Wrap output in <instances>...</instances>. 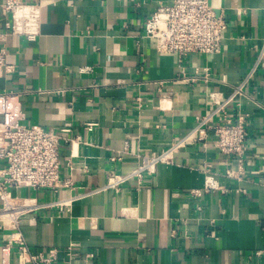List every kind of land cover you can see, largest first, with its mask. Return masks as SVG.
<instances>
[{
	"label": "crops",
	"instance_id": "obj_1",
	"mask_svg": "<svg viewBox=\"0 0 264 264\" xmlns=\"http://www.w3.org/2000/svg\"><path fill=\"white\" fill-rule=\"evenodd\" d=\"M21 1L41 5V31L35 40L7 36L12 67L0 69V91L21 92L25 122L68 139L60 177L70 184L54 194H14L41 202L77 197L64 216L53 207L21 221L31 250L56 248L70 264H264V0H211L228 29L221 52L209 56L159 54L145 37L146 19L173 0ZM256 65L227 107L231 118L248 115L242 162L223 154L210 131L142 182L106 187L139 166L140 155L191 141L198 119L215 107L212 95L231 96ZM206 164L220 189L193 197ZM13 236L0 232V247ZM18 255L14 247L10 264H21Z\"/></svg>",
	"mask_w": 264,
	"mask_h": 264
},
{
	"label": "built area",
	"instance_id": "obj_2",
	"mask_svg": "<svg viewBox=\"0 0 264 264\" xmlns=\"http://www.w3.org/2000/svg\"><path fill=\"white\" fill-rule=\"evenodd\" d=\"M3 10L10 14L6 23V32H0V69L10 70L7 63L8 35L25 36L35 40L40 34L41 5L28 4L21 0H3ZM228 22L223 14H219L211 0H173L171 4H159L155 12L146 19L145 37L154 42L159 54L170 55L200 53L217 55L221 52L226 37ZM257 65L238 86L234 93L222 100H216L213 110L198 119L188 138L176 140L169 147L152 155H140L141 162L128 174H114L106 187L117 188L130 179L138 183L156 172L159 163H173L174 153L178 149L190 145L193 141H206L212 131L214 144L219 150L243 161L246 152L248 131V115L240 114L236 119L228 116L227 107L238 96L244 94V87L255 75ZM21 92L0 91V232L12 230L15 236L4 240L0 247V264H10L12 249L15 247L20 263L26 264H70L68 260L58 256L56 248L32 251L21 232V221L29 217L37 220L38 212L43 209L58 208L57 215L64 216L72 209L77 197L62 198L41 202L35 197H23L14 194V190L30 188L36 191L58 192L59 188L69 185V180L60 177L61 141L68 139L59 133L41 125L28 124L20 105ZM219 121L214 122L213 117ZM93 124H89L91 127ZM126 153V150L123 151ZM212 167L206 164L207 173L202 188L189 191L193 197H201L205 192L220 189V184ZM226 176L236 177L228 170ZM198 204V209L202 208ZM260 254V251L256 252Z\"/></svg>",
	"mask_w": 264,
	"mask_h": 264
}]
</instances>
